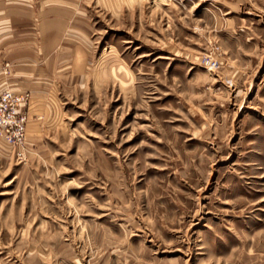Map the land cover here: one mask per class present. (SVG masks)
I'll list each match as a JSON object with an SVG mask.
<instances>
[{"label":"rangeland","instance_id":"obj_1","mask_svg":"<svg viewBox=\"0 0 264 264\" xmlns=\"http://www.w3.org/2000/svg\"><path fill=\"white\" fill-rule=\"evenodd\" d=\"M0 264H264V0H4Z\"/></svg>","mask_w":264,"mask_h":264},{"label":"built area","instance_id":"obj_2","mask_svg":"<svg viewBox=\"0 0 264 264\" xmlns=\"http://www.w3.org/2000/svg\"><path fill=\"white\" fill-rule=\"evenodd\" d=\"M25 96L24 92L16 93L0 87V139L16 148L17 154L23 153L26 136V117L18 109Z\"/></svg>","mask_w":264,"mask_h":264},{"label":"crops","instance_id":"obj_3","mask_svg":"<svg viewBox=\"0 0 264 264\" xmlns=\"http://www.w3.org/2000/svg\"><path fill=\"white\" fill-rule=\"evenodd\" d=\"M4 1H5V3H6V0H4ZM3 5H4V2H3L2 0H0V10L2 9ZM3 8H4V7H3ZM5 10H7V8H4L3 11H5Z\"/></svg>","mask_w":264,"mask_h":264}]
</instances>
